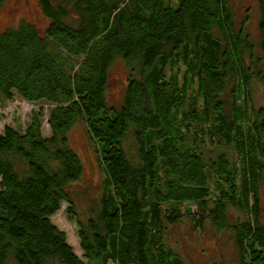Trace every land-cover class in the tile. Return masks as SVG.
<instances>
[{
  "label": "trees",
  "instance_id": "obj_1",
  "mask_svg": "<svg viewBox=\"0 0 264 264\" xmlns=\"http://www.w3.org/2000/svg\"><path fill=\"white\" fill-rule=\"evenodd\" d=\"M37 4L43 33L24 18L0 30V109L30 106L0 129V264H188L169 238L185 217L228 230L238 264H264V0L255 34L230 0ZM79 122L102 174L81 209ZM63 203L80 254L52 219Z\"/></svg>",
  "mask_w": 264,
  "mask_h": 264
},
{
  "label": "rangeland",
  "instance_id": "obj_2",
  "mask_svg": "<svg viewBox=\"0 0 264 264\" xmlns=\"http://www.w3.org/2000/svg\"><path fill=\"white\" fill-rule=\"evenodd\" d=\"M233 9L237 15L244 16V9L250 10V20L247 23V30L255 34L257 8L256 0H230ZM27 19L33 22L38 30L43 33L47 20L42 14L37 0H4L0 8V30L8 25L15 24L19 19ZM127 68L123 61L117 60L110 69L108 99L113 103H118L122 90L126 82ZM259 87L254 93L256 104H264V85ZM27 104H18L16 102L8 103L3 109H0V129L4 122L11 124L24 125L28 109ZM43 133H48L46 124H44ZM69 137L72 146L78 152L84 163V174L79 182L71 185L72 190L88 192L80 193L76 197L78 208H83L90 202L100 189V180L102 174L99 165L95 159V153L90 147L92 144L87 135L84 125L79 122L69 131ZM75 195V192L73 193ZM259 202L264 218V180L259 187ZM62 208L52 215V219L65 230L68 241L73 245L75 251L80 254L78 240L76 236L75 224L69 218ZM230 232L226 229L216 230L209 222H206L203 229L195 231L191 227L188 218H183L180 222L170 226V241L184 255L188 264H238L237 250L234 242L231 240Z\"/></svg>",
  "mask_w": 264,
  "mask_h": 264
}]
</instances>
